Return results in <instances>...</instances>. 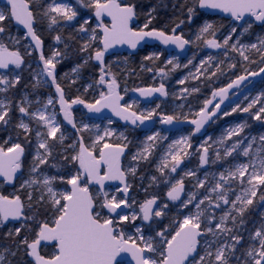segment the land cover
Returning <instances> with one entry per match:
<instances>
[{"label":"snow or ice","instance_id":"6c2138e0","mask_svg":"<svg viewBox=\"0 0 264 264\" xmlns=\"http://www.w3.org/2000/svg\"><path fill=\"white\" fill-rule=\"evenodd\" d=\"M173 8L179 15L169 29L153 26L156 6L140 0H5L0 7V129L11 130L8 146L0 145V184L23 192L0 193V264H264V0H177ZM221 13L227 24L217 25L210 17ZM45 25L70 30L53 37L63 50L45 49ZM149 39L180 52H148L140 67L158 73V85L122 89L120 72L135 74L129 58ZM194 43L215 54L193 52L181 64ZM124 45L133 51L123 55ZM70 54L75 62L61 77L57 65ZM161 57L164 66L143 63ZM181 67L189 74L180 85L191 77L211 86L226 68L235 78L213 87L193 112L189 96L201 93L200 84L177 95L164 82ZM25 69L34 99L27 92L13 99ZM250 77H260L258 91L240 101L241 85L257 87ZM81 80L83 94L72 93ZM122 91L139 95L125 101ZM230 95L237 99L222 107ZM170 96L181 101L178 111L156 102ZM74 106L87 111L78 116ZM241 113L247 118L220 124ZM192 157L196 167L188 168ZM152 164L155 173L139 175L146 195L137 199L133 182ZM257 209L259 219L249 221ZM21 252L26 260L16 259Z\"/></svg>","mask_w":264,"mask_h":264},{"label":"trees","instance_id":"16d2710c","mask_svg":"<svg viewBox=\"0 0 264 264\" xmlns=\"http://www.w3.org/2000/svg\"><path fill=\"white\" fill-rule=\"evenodd\" d=\"M140 2L146 6H152L155 5L157 8V13H156V18L153 20V26H156L158 28H171L173 26V21L177 19L179 13L173 8V4L177 3V0H140ZM212 20H214L217 25L219 23L222 24H227V20L218 17V18H213L210 17ZM144 22V17L141 16L139 19V23L143 24ZM183 30L185 32V36L188 37L189 35H191L190 30H189V26L185 25L183 26ZM195 26L192 27V31H195ZM258 30V29H257ZM15 31H17L16 27L12 28V32L14 33ZM60 31L63 35L68 36L71 34L70 30H65V29H60L58 30ZM21 35H23L22 32H20ZM41 35L42 38L45 41V49L47 50L49 46L52 45V43L54 42L53 37L56 35V31L53 33L52 31H46L45 30V26L44 29L41 30ZM194 36H192L191 38H193ZM73 46H75L76 41H73ZM191 49L190 51H194L195 50V46L194 45H190ZM154 47H145L143 51H140L137 55H135L134 57H130V64H129V70L131 69H135V74L128 76L126 79L124 78V74H120V79L122 84H125V82L127 83V85H129L131 88L134 87H146L149 86L151 83V78L153 75H156L157 73H153V72H148V71H141L140 69V64L142 61V57L147 54V52L151 49V48H155ZM61 50H63V44L62 46H60ZM126 55V54H124ZM76 57L70 54V58L66 59L64 61H62L60 64L57 65V71L60 74L61 77H63L65 72H69L70 68L73 66V63L75 62ZM109 59H112L111 57H109ZM164 57H161L160 61H157V64L153 65L152 62L147 61L146 63L151 65L152 67H156V66H160L161 64H163L164 61ZM89 71H91L90 69H86L83 73L85 79H88V73ZM119 71V70H117ZM235 71L236 74H242V70H240V68L238 70H232ZM232 71L230 74L224 75V76H220L219 79H215L214 78V84L208 87H205L203 84H200L201 87V93L200 94H195L193 96H199V99H195L194 101L200 105L201 101L204 100L205 98H211V89L213 87H221V86H225L228 82H229V78L234 79V75L232 74ZM24 80L21 86L18 87V89L14 90L13 92L10 93V96L13 99H19L22 94L24 92L27 91H31L33 90L31 85H32V78L31 75L29 73V70L25 69L24 73ZM178 76V72L177 73H169V75L167 77L164 78V82L166 83L167 86L171 85L173 82H175V80L177 79ZM84 80H81L80 82H78L76 87H73L71 89L72 93L75 94H83V89H80V92H77V87H79V85L81 83H84ZM26 86V87H25ZM47 91V90H46ZM84 98L91 100L92 96L90 94H84ZM192 99H194L192 97ZM198 108V106H197ZM18 115V114H17ZM212 127V126H211ZM10 129L9 130H3L0 129V145H3L5 147H7L8 145L4 144V141L7 140L8 135L10 133ZM14 135V133H12ZM139 133H137L138 135ZM150 173H155V164L152 165H143L141 167L140 172L137 175V178L134 180L133 182V189L132 192L133 194L137 197V199H143L145 198V192L141 189L140 186V180H139V175L140 174H144L145 176H148ZM144 185L145 187H147L148 185V180L146 179L144 181ZM14 187L6 185L4 186V188L0 189V192L5 194V195H9L8 192ZM149 192H159L161 195H163V191L161 189H157V188H149ZM253 218L255 219H259V209L253 211L250 213L248 219L249 221H251ZM0 243H6V241H0ZM17 260H26L27 258L24 257L23 253L21 252L19 257L16 258Z\"/></svg>","mask_w":264,"mask_h":264},{"label":"rangeland","instance_id":"374dc122","mask_svg":"<svg viewBox=\"0 0 264 264\" xmlns=\"http://www.w3.org/2000/svg\"><path fill=\"white\" fill-rule=\"evenodd\" d=\"M3 6H4V4L0 2V7H3ZM221 24H222V23H219L218 25H221ZM61 29H62V28H61ZM45 30H46V31H52V32L54 33L55 31H58V30H60V29H57V30H55V31H54V30H47L46 25H45ZM259 31H260V30L258 29L257 32H259ZM15 33H16V31L14 32V34H15ZM192 39L195 40V37H193ZM53 41H54V40H53ZM52 45H56V42L54 41V42L52 43ZM192 45L195 46V50L192 51V52L190 51V54L187 56V57H189V58L191 57V55H192L193 52L197 53L198 56H200V55H204V54L209 53V52H211L212 54H215V52H213L211 49L203 48V51H201V47H197V45H196L195 43L192 44ZM56 46L60 48V46H62V43L59 44V45H56ZM155 50H163V49L160 48V47H155V48H151L148 52L155 51ZM148 52H147V53H148ZM123 55H124V54H123ZM126 55H127V54H126ZM145 55H146V54H145ZM233 57H234V59H239V58L236 56V54H233ZM130 60H131V59L129 58V64H130ZM146 62H147V61H143L144 64H146V65H148V66H151V65L147 64ZM185 62H186L185 59L181 57V64H183V63H185ZM129 64H128V66H127V70H128V71H130V70H129ZM156 64H157V62H156ZM140 65H141V64H140ZM160 66H164V65L161 64ZM33 67H35V65H34ZM252 67L255 68L256 66L253 65ZM189 68L191 69L192 75H196L195 69L192 68L191 66H189ZM140 69H141V67H140ZM240 70H243V62H241ZM141 71H145V70H141ZM225 71H226L228 74L231 73V71L227 70V68L225 69ZM69 72H70V70H69ZM177 72H178V76H177V79L175 80V82H173L171 85L167 86V87L169 88L170 93H171V92H175L177 95H179V90H180L182 87L188 86L189 88H191V86H193V85L200 84V81L193 80V79H191V77H189L188 81H186V85H180V84H178V83H177V80H178V79H181V78H183L184 76H188V74H189V69H185V68L181 67L180 69H177V70H175V71H169V73H177ZM241 72H242V71H241ZM120 74H122V75L124 74V78H125V79L128 77V75L126 74V72H120ZM160 79H161V77H160V75H159L158 73H157L156 75H153L152 78H151L152 81H151V83H150L149 86H156V85H158V83L160 82ZM200 79L203 80L204 77L201 76ZM121 85H122V89H123L124 84H122V82H121ZM256 85H257V87H256L255 89H254V88L251 89L253 95H255L256 91H258V88H259V84H256ZM127 87H128L129 89H131V87H130L129 85H127ZM221 87H222V86H221ZM46 90H47V89H44V88L39 89V91H40L41 93L46 92ZM32 91H33V90H31V91H27V93H29V98H30V99H34V96L31 95ZM24 93H25V92H24ZM24 93H23V94H24ZM23 94H22V95H23ZM135 94H136V93L131 92V91H129L127 94H124L123 91H122V95H124V100H125V101H130V98L133 97V96H135ZM248 94H249V91L243 95V98L240 99V101H243V100H244V96H245V95H248ZM193 95H195V94H193ZM193 95H192V96H189V100L191 101L192 111L195 112L196 110H198L197 106L199 107L200 105H202L203 100L201 101V103H200V105H199V104H197V103L194 101L195 99H192ZM156 102H157V103H161V104H162V107H164L165 110H167V111H173V110H177V109H175V104H176V103H180L181 101H175V102H172V98H171V96H170V97L167 99V102L165 101L164 98H161V99L157 100ZM153 106H154V105H153ZM74 107L77 109V115H78V116L81 115L83 112H85V109H84V108H80L79 106H74ZM141 107H143V104H141ZM177 111H178V110H177ZM183 111H184L185 114H188V113H189V108H188V107H185ZM244 118H247V114H243V113H241V114H239V116H237L236 114H234L233 117L224 118V121H221L220 124L226 126V123H227V122H239V120L244 119ZM86 122H87V121H86ZM95 122H100V121H95ZM104 123H106V121H105ZM157 127H160V126L157 125ZM129 131H131V130L129 129ZM208 131H209L210 133H214L215 136H219L220 131H221V128L217 127V125H212V127H210V128L208 129ZM246 131H247V130H246ZM252 131H253V133H255V132H257V131H260L258 125H254ZM164 143L166 144L167 142H164ZM161 155H162V153H161ZM157 162H158V161H157ZM125 163H127V161H125ZM186 165H187L188 168H195V167H196V159H195V157H192V158H191V163H188V158H186ZM205 170H207V169H205ZM211 170H215V169H211ZM181 174H182V173H181ZM199 174H200L201 177H202V175H203V170H202ZM185 182H186V186L190 187V186H191V183H190V182H194V180H193V178H188V177H186V178H185ZM4 186H5V184H0V189L4 188ZM0 193H1V192H0ZM8 194H9V195H12V194H21V195L23 196V192L19 189V185H18V184L16 185L15 188H12V189L8 192ZM133 195H134V194H133ZM134 196H135V195H134ZM135 197H136V196H135ZM136 198H137V197H136ZM262 207H264V206H262ZM194 210H195V209H193V211H194ZM217 214H219V213H217ZM9 226H11V225H9Z\"/></svg>","mask_w":264,"mask_h":264},{"label":"water","instance_id":"95a60500","mask_svg":"<svg viewBox=\"0 0 264 264\" xmlns=\"http://www.w3.org/2000/svg\"><path fill=\"white\" fill-rule=\"evenodd\" d=\"M0 2L1 3H5V0H0ZM226 14H213L211 17H213V18H218V17H221V18H223L224 16H225ZM226 20V19H225ZM105 22H109L107 19H106V21ZM23 28H22V26H20V32H22L23 33ZM154 46H158V47H161L162 49H167V51L169 52V53H172V52H175V53H179L180 52V50L179 49H176V47L174 46V45H167V46H165V45H163L160 41H157V40H153V39H149L148 40V42L147 43H145V42H141V45H139L138 46V49L137 50H135L136 52H137V54L140 52V51H143L144 50V48L145 47H154ZM189 49H191V46L189 45V46H187ZM119 51L122 53V54H128L130 51H133V50H131V49H128V47L126 46V45H124V46H121L120 47V49H119ZM213 52H215V50H212ZM190 54V51H186V52H184L183 54H181V57L182 58H185V57H187L188 55ZM250 79L251 80H253L255 83H257V82H259V80H260V77H255V78H251L250 77ZM242 86L243 85H241V88H242ZM245 86V85H244ZM253 88V85L252 84H250L248 87H245V88H243V90H241V91H239L238 92V96H239V100L240 99H242L243 98V95L245 94V93H247L249 90H251ZM139 94L138 93H136L135 94V96H138ZM157 96H158V94H156ZM237 99V97L236 96H232V95H230V97H229V100L228 101H226L225 102V104L224 105H222V107H227L229 104H231L233 101H235ZM87 110L85 109V112H86ZM104 115H106V116H110L111 115V113H110V111L109 110H104ZM116 119H118V118H116ZM97 121H99V120H97ZM121 124L123 123L122 121L120 122ZM185 125H177L176 127H178V128H183ZM113 184H116V183H118V182H112Z\"/></svg>","mask_w":264,"mask_h":264},{"label":"flooded vegetation","instance_id":"af4514ba","mask_svg":"<svg viewBox=\"0 0 264 264\" xmlns=\"http://www.w3.org/2000/svg\"><path fill=\"white\" fill-rule=\"evenodd\" d=\"M256 84H258V82L256 83ZM250 84H247V86H242V88H240V90L239 91H241V90H243V88H245V87H248ZM146 87H148V86H146ZM253 89V88H252ZM80 108H83V106H79ZM210 128V127H209ZM208 128V129H209ZM132 194H133V192H132Z\"/></svg>","mask_w":264,"mask_h":264}]
</instances>
